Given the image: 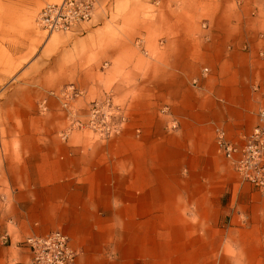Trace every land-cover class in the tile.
I'll return each mask as SVG.
<instances>
[{"label":"crops","instance_id":"obj_1","mask_svg":"<svg viewBox=\"0 0 264 264\" xmlns=\"http://www.w3.org/2000/svg\"><path fill=\"white\" fill-rule=\"evenodd\" d=\"M193 2L208 8L199 28L190 26L192 10L186 15L171 7L165 14L162 94L177 98L181 145H203L211 128L240 142L264 91V0ZM202 64L207 75L200 73ZM200 93L209 104L185 100ZM19 129L25 152L18 170L41 180L32 189H12L10 199L2 189L0 264H26L29 251L18 240L54 229L66 234L76 264H264V189L239 179L227 165L220 169L224 186L130 189L126 201H109L105 189H51V177L74 171V156L41 152L37 130H51V124L26 122ZM153 133L154 139L168 136L157 128ZM207 157L200 154L201 161Z\"/></svg>","mask_w":264,"mask_h":264},{"label":"rangeland","instance_id":"obj_2","mask_svg":"<svg viewBox=\"0 0 264 264\" xmlns=\"http://www.w3.org/2000/svg\"><path fill=\"white\" fill-rule=\"evenodd\" d=\"M46 1L53 0H0V199L2 189L10 199L12 189L40 185L18 170L25 152L19 128L26 122L53 125L37 130L41 152L74 156V171L51 177V189H105L106 200L126 201L130 189L224 186L220 169L231 166L217 148L215 129L203 145H181L177 98L162 94L165 14L171 7L186 15L192 10L190 26L199 28L208 8L193 0H94L80 28L46 32L35 23ZM204 66L200 73L207 75ZM193 97L201 105L211 100L201 93L185 100L193 105ZM257 99L259 108L264 91ZM256 122L257 113L251 127ZM154 128L167 138H152Z\"/></svg>","mask_w":264,"mask_h":264},{"label":"built area","instance_id":"obj_3","mask_svg":"<svg viewBox=\"0 0 264 264\" xmlns=\"http://www.w3.org/2000/svg\"><path fill=\"white\" fill-rule=\"evenodd\" d=\"M93 8L94 0L46 1L37 10L35 23L46 32L75 31L91 18ZM191 82L194 84L195 79ZM94 111L92 107L91 115ZM215 142L221 155L243 180L255 189H264V103L257 110V122L241 134L240 142L227 139L222 129L215 131ZM18 243L28 248L26 264H76V251L59 229L43 235L28 234Z\"/></svg>","mask_w":264,"mask_h":264},{"label":"bare ground","instance_id":"obj_4","mask_svg":"<svg viewBox=\"0 0 264 264\" xmlns=\"http://www.w3.org/2000/svg\"><path fill=\"white\" fill-rule=\"evenodd\" d=\"M83 24V23H82ZM172 122V121H171Z\"/></svg>","mask_w":264,"mask_h":264}]
</instances>
